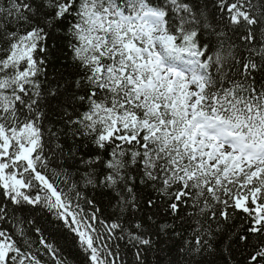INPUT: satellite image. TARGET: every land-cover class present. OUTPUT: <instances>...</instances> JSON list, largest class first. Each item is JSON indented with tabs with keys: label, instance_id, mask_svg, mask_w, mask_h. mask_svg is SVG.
Masks as SVG:
<instances>
[{
	"label": "snow or ice",
	"instance_id": "snow-or-ice-1",
	"mask_svg": "<svg viewBox=\"0 0 264 264\" xmlns=\"http://www.w3.org/2000/svg\"><path fill=\"white\" fill-rule=\"evenodd\" d=\"M0 264H264V0H0Z\"/></svg>",
	"mask_w": 264,
	"mask_h": 264
}]
</instances>
